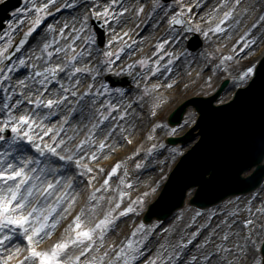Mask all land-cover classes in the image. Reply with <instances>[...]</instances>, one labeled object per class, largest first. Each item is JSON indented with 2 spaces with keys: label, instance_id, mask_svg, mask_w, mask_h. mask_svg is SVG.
Segmentation results:
<instances>
[{
  "label": "bare ground",
  "instance_id": "bare-ground-1",
  "mask_svg": "<svg viewBox=\"0 0 264 264\" xmlns=\"http://www.w3.org/2000/svg\"><path fill=\"white\" fill-rule=\"evenodd\" d=\"M178 2L184 4V10L188 11L194 23L210 30L206 38L210 40L215 48L218 47V51L214 47H212L213 49L208 48L206 56L213 53L219 59L221 65L216 62L214 68L210 69V62L208 63L203 58L204 54L196 55L193 53L192 55L196 57L193 61L191 54L183 55L182 52H179L182 49V47H178L179 44L173 47V45L167 43L165 47L158 50L163 39L167 37L168 27L164 23L162 13L158 14L156 11L151 14L152 0H124L117 7L113 5L112 0H74L73 5L64 3L63 7L59 5L61 1L57 0L56 3L48 6L46 10L48 15L44 16L42 23L33 30L32 40L23 51L22 59L25 63L27 62L29 68H25L19 63L17 68L13 70V74L8 75L6 78L5 86L8 90L16 89V91L10 92L11 99L8 98V91L1 90L0 114L7 115L4 104L11 105L17 99H24L30 92H34L36 88L40 87L38 81L35 84L33 83V77L36 76L42 66L45 64L54 65L63 60L64 55L61 56V53L54 51V49L67 43L70 36L72 38L80 36L85 27V21H80V17L77 20V15L89 17L94 13L103 14L105 7L111 13L110 16H105L106 20L110 21L105 37L108 42L112 41L108 48L104 49L105 52L98 55V53H95L97 50L95 46L90 47L87 42L82 44L83 38L79 42H75L76 48L74 51L83 53L82 56L78 57V66H87L94 69L93 72L78 74V78L81 79V84L77 86L80 92L84 91L87 84L95 85V83L100 82L98 79L101 73L98 75V72L104 64L103 61L113 65H110L112 69H121L136 58L139 59L143 55L150 56L151 69L149 71H146V68L143 69L139 85H136V80H133V82H129L130 87L123 86V90H108L99 101V103H103L105 100H111L115 104L120 105L122 103V105L119 109L113 110V118L105 121L102 125L103 132L96 133L98 140L103 139L109 130L112 131L113 135L106 141L108 147L101 154H98L96 161L91 163L93 171L87 175H81L76 163L69 164L68 161H63L65 163V173L71 171L78 173V182L74 184L73 194L80 193L78 196L80 205L89 202L94 189L99 190L95 193L96 199L90 201L91 203L99 202L95 214L97 216L107 211L110 206H114L117 201H122L118 211L131 206L130 190L135 187H142L143 191L146 189L150 191V187L154 189V195L149 198L148 202L154 201L155 204L157 202H155L157 191H159L158 183L163 171L166 169L168 172L179 156L178 153L173 152L179 145L170 146L169 144L166 149L158 146L161 136L164 138L167 134L164 133L163 123L158 124L154 121L156 114L152 115L153 109L149 110L147 103L141 101L135 95L137 88L141 85L145 87L146 84L151 87L159 100H164L163 103L167 100L163 106H161L162 103L158 106L169 113L177 102L192 95H198L197 89L207 86L209 82H212L213 90L216 89L219 81L226 76L232 79L231 86L230 89H227V95L218 102L226 101L231 97L234 86H236L232 84L234 79L238 76L248 77V70L252 68L254 63V61H250L252 49L256 42L264 39V20L260 19L264 16V0H240L239 5H236V0H178ZM45 3H47V0H45ZM186 4H191V8L187 9ZM22 8H26V6ZM90 8L93 9L90 10ZM141 8L144 11H140ZM124 9H127V11H124ZM230 10L232 16L229 17L227 24L224 22L220 25L223 31L217 32L215 30L216 25L220 24L224 13ZM20 17L24 18L21 22H19ZM11 21L12 25L10 27L14 28L15 32L21 31L22 28L29 30L32 27V21L28 19L27 13L19 12ZM49 25H53V29L50 30ZM65 25H68V27L65 28L62 35L60 29L64 28ZM58 37L60 39L57 40V43L52 44V41ZM123 38L129 39L132 48L129 52L120 56V54H116L118 50L116 46ZM46 43L50 45V48L44 50V44ZM156 49L157 51H155ZM48 51L52 52L51 58L47 56ZM41 52H44V55H41ZM109 52L112 53L110 61H108ZM88 53H91V56H88ZM116 55L120 57L117 58ZM103 57L104 59H102ZM158 60L159 63H157ZM246 61L248 62L246 63ZM157 68H159V71H155ZM151 73L152 77L150 76ZM26 77H28L27 80H25ZM20 80H25L28 85V91L23 94L17 84V81ZM60 81H63L65 86L68 85L69 81L65 72H61L59 79L55 81L56 86L47 88L50 91L58 88ZM72 83H75V81H72ZM156 84H159L160 87L153 88V85ZM169 84L172 86L169 87ZM131 86L134 87L132 90ZM95 92L96 85L89 97L80 104H75L73 97H68L71 102L69 108L74 107L75 111L70 118L69 127L64 129V133L68 136H72L74 132L79 133L72 141L73 144L78 143L80 139H84L90 128L93 113L89 108L91 96H94ZM171 96H173L172 100H170ZM29 98L35 99V95H31ZM45 99H47V94ZM76 99L81 98L78 96ZM175 100H177L176 103H174ZM27 107L30 108L28 105ZM125 109L128 115L121 118L120 112ZM65 115L62 110L50 116L49 119L52 123H56L62 121ZM196 117L197 112L194 108H190L186 117L188 121L181 126L182 129L176 132L175 135L182 134L193 124ZM52 118L53 120H51ZM113 124L116 127H112ZM190 146L184 145L180 154ZM96 147L98 145H94L93 150ZM85 159L88 160V158ZM117 163H119L118 171L109 178L108 173ZM137 165H140V167H137ZM40 167H43V164ZM101 170L102 174H99ZM64 174L61 173L60 176L65 177ZM90 177H94V179L90 180ZM105 179H108L110 187L104 185ZM102 185L104 187H101ZM156 185L158 186L156 187ZM90 186H92L91 189ZM121 191L125 193L123 197L120 196ZM193 192H189L188 199ZM254 193H257V195L253 197V200L250 199L253 195L238 197L240 200L237 202L231 197V200L226 201L225 206L221 205V209L209 215V217L199 212L197 217L188 220L186 214H184L182 219L183 222L188 223L186 227H180V223L170 222L169 225L164 223L153 233L152 237L143 238V245L139 244L142 239L139 236L145 235L147 230H144L145 227L139 226V222L136 220L140 217L139 214L135 215L133 211L128 212L119 217L116 226L109 230L106 236L102 250L108 251L109 255L104 264H107V260L113 259L115 253L121 247L127 245L130 239L134 240L137 236V246L142 255H138L136 259L131 261V264H145V261H150L157 256L163 258V264H173L175 258L169 259L165 256V253H171L174 249L181 251V257L176 260V264H185V262L193 264L189 260V257L193 255L198 256L194 264H207L206 261L199 259V256L212 252L216 247L227 251L214 252L213 256L209 258L211 264H221V257H223V264H261L260 245L264 240V227L261 225V222H264V216L262 215L264 213V186L258 192H252V194ZM82 194H84V197H82ZM109 200L112 201V205H109ZM124 202H128L129 205H125ZM132 202L135 205L138 202L137 197ZM185 207L189 210L194 209L193 206L188 205V202ZM212 215L213 217L210 219ZM245 221H252V223L247 224ZM66 224L67 218L53 235L58 234V232L64 233ZM62 227L63 229H61ZM197 230H199L198 235L195 239H192V234L197 233ZM133 232L136 233L135 236H133ZM225 235L228 237L227 240H223ZM49 238L51 237L45 238L39 247H46L44 244H48ZM22 239L23 237L13 236L5 244V248L11 250L18 244L21 246L20 241ZM190 239L192 240L191 244H180L181 240ZM206 239L209 240L208 244L204 243ZM157 242L159 243L157 244ZM4 255H6L5 252H0V256ZM95 255H97L95 252L86 254L82 259H90ZM109 257L111 258L108 259Z\"/></svg>",
  "mask_w": 264,
  "mask_h": 264
},
{
  "label": "snow or ice",
  "instance_id": "snow-or-ice-1",
  "mask_svg": "<svg viewBox=\"0 0 264 264\" xmlns=\"http://www.w3.org/2000/svg\"><path fill=\"white\" fill-rule=\"evenodd\" d=\"M118 2L119 0H112L113 4ZM53 4L54 0H47L45 4L33 5L38 15L28 33H31L41 24L43 17L48 15L46 11L48 6ZM239 4L240 0H236V5ZM188 7L190 9L191 5ZM140 11H143V8ZM95 14L99 15V13ZM103 14L105 16L111 15L107 7L103 9ZM230 16H232L231 10L224 13L220 24L216 25L215 30L217 32L223 31L220 25L227 21ZM260 19L264 20V16ZM172 22L183 23L182 20L178 21L175 16L172 18ZM48 27L50 30L53 29V25ZM67 27L68 25H65L64 28L60 29L62 35ZM28 33L25 35L27 36ZM78 39L80 37L72 38L70 36L67 43L54 49L58 53L65 54L63 60L54 65L49 64L48 67L43 68L33 77V83L38 81L40 86L34 92L29 93V96L35 95V99L25 96L24 99L15 100L11 105L4 104L7 115L0 114V252L6 253V255L0 256V264H104L109 253L102 250V245L105 243L109 230L116 226L120 216L133 211L131 206L118 211L122 201H117L114 206H110L107 211L102 212L98 219H90L97 213L99 204V202L91 203L90 201L96 199L95 193L99 190L94 189L89 202L80 205L78 200L80 193L73 194L75 181L59 174V169L65 167L61 163L62 161H75L81 175H87L93 171L91 163L84 162L85 158H88L90 162L96 161L98 154H101L108 147L106 141L113 135L112 131L109 130L101 140L96 138V133L103 132L102 125L105 121L113 118V110L121 107L111 100L99 103L107 92V87L104 86V92L97 88L95 95L91 96L89 110L93 113V119L85 138L73 144L72 141L79 133L74 132L72 136L64 133V129L69 126L70 118L75 111L74 107L69 108L71 102L68 97H73L75 104H80L89 97L93 87H95L94 84L89 83L84 87L83 92H80L77 87L81 84L78 74L94 71L87 66H78V57L83 55V53L74 51L76 48L75 40ZM24 42V40L20 41L21 44ZM56 43V40L52 41V44ZM164 43L166 42L160 44V48H163ZM49 48V44H44V50ZM69 50H72L71 55L67 54ZM5 51L7 50L0 49V52ZM41 55H44V52H41ZM47 56L51 58L52 52L48 51ZM88 56H91V53H88ZM24 63L23 59L20 60V64ZM169 63L171 62L169 61ZM109 70H112L110 65ZM155 71H159V68ZM42 72L49 75L40 78ZM61 72L66 73L68 85L65 86V83L60 81L59 87L50 91L45 85L58 80ZM27 79L28 77L25 78V80ZM25 80L17 81L22 94L28 91ZM168 86L171 87L172 85L169 84ZM159 87V84L153 85V88ZM5 91L7 92V89ZM12 91L14 92L16 89ZM46 94L47 99H45ZM78 96L81 99L77 100L76 97ZM8 98L11 99L10 93ZM25 100L35 107H27ZM62 110L66 112L64 119L52 123L49 117ZM127 115L126 109L120 112L121 118ZM112 127H116V125L113 124ZM6 130L11 131V136L5 134ZM94 145H98L95 150H93ZM32 149L35 150L34 153L31 151ZM41 164L43 167H40ZM118 169L119 163L108 173V177L111 178ZM91 179L94 177H90ZM104 185L110 187L108 179L104 180ZM124 195L125 193L121 191L120 196L123 197ZM108 203L112 205L111 200ZM77 208L78 210H76ZM66 218L67 224L64 233L50 246L39 247L45 238L53 236ZM245 223L251 224L252 221H245ZM17 233L27 241L26 248H21L19 244L11 250L5 248V244ZM198 233L199 230L197 233H193L192 239H195ZM135 235L136 233L133 232V236ZM227 238L225 235L223 240H227ZM191 242V239L181 240L180 244L187 245ZM143 243L142 238L139 244L143 245ZM204 243L208 244L209 240L206 239ZM218 251L227 250L216 247L212 252L199 256V259L211 264L209 258ZM93 252L97 255L90 259H82L86 254ZM70 253L72 254L70 255ZM138 255H142V253L139 252L137 242L130 239L127 245L115 253L113 259L107 260V264H131V261L136 259ZM165 256L169 259L174 257L173 264H176V260L181 257V251L174 249L171 253L166 252ZM197 259L198 256L196 255L189 257L193 264ZM145 264H163V258L157 256L150 261H145ZM221 264H223V257H221Z\"/></svg>",
  "mask_w": 264,
  "mask_h": 264
},
{
  "label": "water",
  "instance_id": "water-1",
  "mask_svg": "<svg viewBox=\"0 0 264 264\" xmlns=\"http://www.w3.org/2000/svg\"><path fill=\"white\" fill-rule=\"evenodd\" d=\"M11 1L7 0L0 4V32L4 26L3 21L9 16L7 14L8 10L19 3L18 0H14L15 4L11 5L9 4ZM21 40L27 41L26 38ZM20 41L13 47L8 58L14 56L25 44V42L21 44ZM191 41H194V38ZM230 86L231 79H229L226 89L223 90L224 92L220 95L219 100L223 99L227 93V89H230ZM220 90L208 98H195L196 107L200 110V117L192 130L199 129L195 139H198L199 134H201V138L195 147L177 163L171 173L170 179L165 184L161 197H164L165 193H169L170 198L167 199L168 206H164L163 213L157 211L160 217H166L174 206L182 202L185 186L196 183L200 179L205 181V185L208 186L210 181L206 182L204 178L206 172H211L210 179L212 181L216 178V183H220L218 191L212 197L224 195L232 191V189L236 191L245 190L257 183L264 173V165L259 164L255 173L246 178L240 177V172L245 166L247 168L248 165L259 162L260 156L264 152V58L256 70L254 79L247 87L237 90L236 97L233 101L222 105H214L212 101L215 100ZM219 100L216 102L218 103ZM179 108L173 112L172 120L177 121L180 119L183 107L180 106ZM190 108L194 107L190 106L186 109L180 121L181 125L186 120L187 111ZM208 109L211 110L207 111ZM193 136V133L190 131L182 137V140L190 139ZM192 142H187L186 145H191ZM176 145H183V143L181 144L179 142ZM238 159L239 163H236ZM252 167H249L244 175H248ZM198 168L203 169V171H198ZM231 169L232 177L230 179H219L222 176L228 178ZM262 186H264V180L257 189L243 195H252V192H258ZM195 188L196 186H190L188 188L185 200L180 204L182 207L171 214L168 219H165V223L171 220L176 212H180V209L185 208L189 192H193ZM173 189L174 191L171 193L170 191ZM178 194L179 197H177ZM243 195L232 197H243ZM227 200H231V197L205 209H213L221 206ZM158 204H161V198ZM152 214L153 212L150 209L147 217L149 218ZM153 221L152 219L150 222ZM262 254L264 264V242L262 244Z\"/></svg>",
  "mask_w": 264,
  "mask_h": 264
},
{
  "label": "rangeland",
  "instance_id": "rangeland-1",
  "mask_svg": "<svg viewBox=\"0 0 264 264\" xmlns=\"http://www.w3.org/2000/svg\"><path fill=\"white\" fill-rule=\"evenodd\" d=\"M2 0H0L1 2ZM59 1H63V0H59ZM73 1L74 0H66V2H69V5H73ZM57 0H54V3H56ZM121 2V1H120ZM123 2V1H122ZM40 5V4H45V0H22V6L16 8L15 10L11 11V16L10 18L6 21V26L3 29V32L0 34V49H6L7 51L5 52H0V93L1 90L5 91L7 89L8 93H10L12 90H8V88L5 86V81L7 76H11L13 74V70H15L17 68V65L20 63V60L23 57V53L22 51L19 53V55H17L16 57H14L13 59H11L9 62L6 61L5 59V54L8 52L9 48L11 47V45L13 44V42L17 39V37H19L23 32L28 30H25L24 28H22L21 31L19 32H15L14 28H11L10 25H12V19H14L17 16V13L22 12V13H27V17L29 20L32 21V24L36 18V16L38 15L36 9L33 7V5ZM120 3H116L113 4L115 7H117ZM188 5L191 4H186L185 6L187 7V9L189 8ZM23 6H26V8H22ZM92 9V8H91ZM144 11V10H143ZM157 11L158 14L163 15V20L164 23L166 24V26L168 27V32H167V37L165 39H163L162 42H166L164 43V46H166L167 43L173 45V47L176 44H179L180 46L178 47H182L181 51L182 54H193L195 53L197 54H204L203 58L209 63L210 62V69H213L215 66V63L217 62L219 65H221L219 59L217 57H215V55L212 53L210 54V56H206V53L208 51V48L213 49L212 47L213 44H211L210 40H208V38H206V36L208 35V33L210 32L209 29L207 28H203L201 26H199L198 24L194 23V21L191 20L190 15L188 14V11L184 10V4H180L178 2V0H168V1H163V0H153L152 1V8H151V14L155 13ZM139 14V12H138ZM178 15L182 16L185 20L183 26L185 25V23H187V25L191 26V30L192 32H195L198 34L199 36V41H201L200 46L195 49V50H190L187 47V43L189 41V38L191 36H193L192 32H187L185 31V29L183 28V26H171L170 22L172 20V18L175 16L177 17ZM95 17H99L102 22L104 23L105 26V31L106 29H108V26L110 25V21H107L105 18L104 14L99 13V15L94 14ZM80 17V15H77V20ZM86 16H82L81 18H85ZM91 17V16H90ZM89 17V18H90ZM112 18H114V16H112ZM23 17H20L19 22L23 21ZM88 19V18H87ZM44 20V18H43ZM42 20V21H43ZM229 20V19H228ZM227 21H224L225 24H227ZM42 23V22H41ZM27 26V25H26ZM205 33H207V35H205ZM30 36H33V31L31 33H28ZM107 34V33H106ZM87 36L88 37V41L87 44L90 45V47L95 46L96 47V51L95 53H98V55H101L104 51V49L108 48V46L110 45V43L107 41V38H105V42L103 46H98L97 44V38L95 35L94 30L90 27L89 21H86V25L83 29V31L80 33V39L81 38H87L84 37ZM90 36V37H89ZM60 37H58L56 39L59 40ZM80 39L76 40L75 42H79ZM84 40V39H83ZM211 46V47H210ZM116 48H118L116 54L120 56L123 55L126 52H129V50L132 48V44L130 43L129 39L127 38H123L119 45L116 46ZM215 48V47H214ZM25 49V48H24ZM218 51V47L215 48ZM159 50H161L160 46H159ZM69 54L72 53V50ZM68 51V52H69ZM157 51V49L155 50ZM81 53V52H80ZM264 53V39L263 41H259L256 42L253 49H252V53H251V58L250 61H254V63L257 62V60L261 57V55ZM108 61H110V56L112 55V53H108ZM61 56L65 55L64 53L60 54ZM116 55V56H117ZM120 56H117V58H119ZM193 56V61L196 58L195 55ZM104 57H106V55H104ZM104 57L102 59H104ZM187 57V56H186ZM150 56L147 55H143L142 57H140L139 59L136 58L134 59L132 62L128 63L125 67H122L121 69H112L111 67V71L109 70V63H107L106 61H103V66H101V69H99L98 75L100 74V78L98 79L100 82L99 83H95L96 85V89L99 88V90L102 92H104V86L107 87V91H119V90H123L124 87H121L120 85L117 86H111L110 83L104 78L105 73L111 72L114 73L116 75H121V76H125L128 75L129 77L132 76V80L131 82H133V80L135 81L136 85H139L142 79V74H143V69L146 68V71H149L151 69V64H150ZM192 62V61H191ZM190 62V63H191ZM248 61H246L247 63ZM29 63V61H28ZM189 63V62H188ZM254 63L252 66H254ZM41 64V63H40ZM156 64V63H155ZM25 68L28 67L27 62L22 64ZM111 65V64H110ZM33 66V65H32ZM49 65L45 64L44 66H42V68L39 69L38 72H40L43 68L48 67ZM113 66V65H111ZM29 68V67H28ZM253 68V67H252ZM251 68V69H252ZM123 70V71H121ZM219 73V72H218ZM250 73V71H249ZM217 74V73H214ZM48 73H41V77L40 78H44L45 76H48ZM61 73H59V77H60ZM154 75V74H153ZM220 75V73H219ZM152 77V73L150 75ZM228 76V75H227ZM50 78V77H49ZM141 78V79H140ZM223 79H227L229 81L230 78L224 76L219 83L223 80ZM232 80V79H231ZM246 80V76L245 78L243 76H238L234 79V81L232 82L233 86L234 85H242L244 83V81ZM55 81H51V83L45 85V87H49V86H56L57 84L55 83ZM143 83V82H142ZM130 87V86H128ZM132 87V86H131ZM144 87V86H143ZM142 85L141 87H138L136 90V96L139 97V99L145 103H147V106L149 108V110H151V108L153 109V113H155V117H154V121L158 124L163 123V127H164V133L167 135H175L176 132L180 131L182 128L181 126H183L188 120H184V123L181 125V123H177L175 126L170 125L167 121V117H168V113L166 111H164L163 109H161V107L158 106V104L160 105L162 103L161 106H163L164 100L161 101V99L159 100L158 96H155L156 94L153 92V89L151 87H149L147 84L145 85V87L143 88ZM126 88V87H125ZM134 87L131 88V90ZM147 90V93H146ZM155 90V89H154ZM158 90V89H157ZM213 91V86H212V82H209L207 84V86L202 87L201 89H197V93H199L198 95H209L211 94V92ZM129 92V91H128ZM209 92V93H208ZM154 94V95H153ZM196 95V96H198ZM227 95V93H226ZM28 97H30L28 95ZM172 97H170V100H172ZM178 100V99H177ZM177 100H175L174 103L177 102ZM133 101V100H132ZM179 102H177L174 107L178 104ZM25 105L30 106V108L35 107L34 105H30L27 103V100H25ZM122 105V103L120 104ZM168 103L165 105L167 107ZM173 107V108H174ZM172 108V109H173ZM171 109V110H172ZM63 114L65 115V111H63ZM114 115V113H113ZM53 120V118L51 119ZM69 127V126H68ZM10 131V130H9ZM163 135V134H162ZM166 135V136H167ZM177 135V134H176ZM11 136V131H10V135ZM166 136L163 138V136H161L160 142L158 143L159 147H163L164 149H166L169 146V143L166 142L165 138ZM25 144H27L26 142H24ZM166 144V145H165ZM171 146V145H170ZM183 145H179V147H177V149H174V153H178L177 155H180V152L182 151ZM33 153L35 152V150H31ZM116 153V152H115ZM114 154V152H113ZM85 163H92L93 161H89L87 159H85L84 161ZM63 163V162H61ZM75 161L69 162V164H74ZM65 165V163H63ZM35 166V165H33ZM171 169V168H170ZM170 169L167 170L165 169L163 171V174L161 176V179L159 180V189L162 187L163 183L166 180V177L170 171ZM61 173H65V167L63 169H59V174ZM99 174H102V170L99 171ZM65 177L71 178L72 180L75 181V183H77V179H78V173L71 171V172H67L64 174ZM156 185V187L158 186ZM90 189L92 188V186L89 187ZM150 192V193H149ZM263 192V191H261ZM133 193V194H132ZM158 193V191H157ZM259 194V193H258ZM130 202H131V206L133 209V212H135L136 214H139V218H137L136 220L139 222V226H143L145 227L144 230H147V233L145 235H140L139 238H145V237H152L153 233H155L161 225H163L165 223L164 220H154L153 222L148 221V223H145L142 219V215H143V211L145 210L147 204L150 202H148L149 198L154 195V189H152L150 187V191L148 189L146 190H142V187H135L132 188L130 190ZM253 196L250 197L251 200H253V197L257 195V193L252 194ZM82 197H84V194H82ZM137 197L138 202L133 205V199ZM235 202L239 201L240 199L238 197H233L232 198ZM125 205H129L128 202H124ZM224 205V204H223ZM190 206V205H189ZM225 206V205H224ZM192 207V206H191ZM194 209L189 210L188 208H184V209H180V212H176L175 215L173 216V218L171 220H168L167 223L165 225H169L170 222L172 223H180V227H186L188 225V223L183 222V216L184 214H186V219L191 220V218H195L199 215V212L202 213L204 216H208L211 214H214L215 212H218L221 209V206L215 207L213 209H199L193 206ZM224 209V208H222ZM214 211V212H213ZM132 212V213H133ZM213 212V213H212ZM259 212V210H258ZM102 214V213H101ZM264 216V213L262 214ZM100 216H93L91 219H98ZM213 217L210 216V219ZM182 219V220H181ZM262 227H264V222H261ZM63 229V227L61 228ZM60 234V235H59ZM63 234V233H62ZM61 232H58V234L53 235L51 238H49L48 244H44L45 246H50L51 243H54L56 239H58L61 235ZM16 237H22L19 233H17L16 235H14ZM138 236L134 238V241L137 242ZM22 243V245L20 246L21 248H26L27 246V241L22 239L20 241ZM159 242H157L158 244ZM106 247V246H105ZM26 254V253H25ZM112 256V255H111ZM111 257H109L108 259H110Z\"/></svg>",
  "mask_w": 264,
  "mask_h": 264
}]
</instances>
